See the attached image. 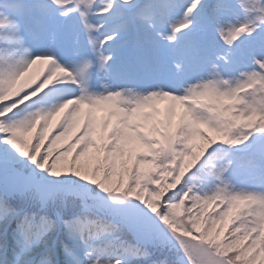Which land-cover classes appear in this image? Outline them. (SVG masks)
<instances>
[{
	"label": "snow or ice",
	"instance_id": "snow-or-ice-1",
	"mask_svg": "<svg viewBox=\"0 0 264 264\" xmlns=\"http://www.w3.org/2000/svg\"><path fill=\"white\" fill-rule=\"evenodd\" d=\"M0 264H264V0H0Z\"/></svg>",
	"mask_w": 264,
	"mask_h": 264
},
{
	"label": "rangeland",
	"instance_id": "rangeland-1",
	"mask_svg": "<svg viewBox=\"0 0 264 264\" xmlns=\"http://www.w3.org/2000/svg\"><path fill=\"white\" fill-rule=\"evenodd\" d=\"M39 67H40V65L35 66L34 69L32 70V73H30V75L34 74L36 71H38ZM167 104H168L167 101H161L159 107L164 108V107L167 106ZM96 115H97V118H100L103 115H105V112H104L103 109H98L97 112H96Z\"/></svg>",
	"mask_w": 264,
	"mask_h": 264
}]
</instances>
